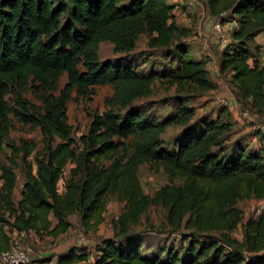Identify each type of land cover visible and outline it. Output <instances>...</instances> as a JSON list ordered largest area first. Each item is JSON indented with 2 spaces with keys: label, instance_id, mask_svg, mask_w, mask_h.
Instances as JSON below:
<instances>
[{
  "label": "trees",
  "instance_id": "trees-1",
  "mask_svg": "<svg viewBox=\"0 0 264 264\" xmlns=\"http://www.w3.org/2000/svg\"><path fill=\"white\" fill-rule=\"evenodd\" d=\"M167 1L0 0V150L6 146L12 153L9 164L0 162V254L9 249L16 230L34 238L57 239L70 231L74 216L85 230L94 229L104 222L102 214L112 192L126 203L117 221V239L105 241L92 262L78 247L51 259L58 264H264V210L244 223L241 243L232 237L243 221L239 202L264 201V148L256 151L241 141L228 146L230 124L207 120L190 125L195 113L187 106L158 122L134 107L135 100L151 94L155 74L135 71L133 56L100 60L102 43L110 42L116 52L132 55L140 37L147 35L165 56L183 62V73L175 79L212 90L205 63L190 59L189 46L175 41L179 29L172 21L174 6ZM204 1L220 22L239 23L232 31L233 44L222 54L221 71H231L241 98L263 114L264 65L250 44L264 33V0ZM64 74L68 82L56 96L52 92ZM102 85L116 86L113 100L126 112L96 114L80 139L83 150L78 154V141L68 123L71 93L76 90L88 98L94 87ZM27 87L44 92L40 106L21 96ZM14 93L17 99L11 106L7 97ZM11 117L40 128L43 155L36 153L32 161L35 143L9 140ZM170 124L185 129L173 148L160 138ZM130 137L138 138L132 154L125 144ZM56 140L59 143L54 145ZM16 157H21L24 176L18 202L14 200ZM70 163L77 166L70 170L60 194L58 184ZM144 163L162 167L170 178L185 180L184 186H165L150 200L138 180ZM154 203L168 211L170 227L194 231L179 248L143 252L140 234L132 227ZM211 232H220L221 237L207 234Z\"/></svg>",
  "mask_w": 264,
  "mask_h": 264
},
{
  "label": "rangeland",
  "instance_id": "rangeland-1",
  "mask_svg": "<svg viewBox=\"0 0 264 264\" xmlns=\"http://www.w3.org/2000/svg\"><path fill=\"white\" fill-rule=\"evenodd\" d=\"M194 1L191 5L190 2ZM174 9L171 13L172 21L178 27V37L176 42H184L189 46L188 57L195 61L204 62L206 69L209 71V79L214 84V88L204 91L185 79H175L173 76L183 73V62L170 55L165 56L160 47L152 45L149 36L142 35L137 43V48L132 55L116 52L114 45L110 42L102 43L100 46V60L102 62L118 59L120 57L133 56V68L135 71L143 74L155 75L152 77L150 85L151 94L134 101V107L141 108L147 115H152L158 122L167 120L169 116L177 115L182 106H187L194 110V117L190 123L193 125L197 122L214 121L228 123L232 126V132L229 137V144L241 141L242 145L247 143L249 148L259 151L264 148L261 140L264 131L259 130L257 126H264V113L258 114L251 109L250 103L241 98L237 84L233 81L230 70L221 71V61L223 53L229 44H233L232 33L228 43H222L220 37L215 34L213 25L220 21V18L210 14L204 0H168ZM229 20V15L224 16ZM264 43V33L260 34L250 44L253 55L262 59L258 46ZM254 59V58H253ZM250 60V65L254 60ZM68 79L64 74L58 81L56 89L52 92L58 96L64 89ZM94 94L88 98H82L73 90L71 100L68 103L69 125L73 128V138L78 141V154L83 150V144L80 142L82 136H85L90 128V124L96 114H103L110 110L124 114L126 110L113 100L116 93L115 85H102L93 88ZM44 92L36 93L30 87L21 94V96L38 106L42 103ZM48 94V92L46 93ZM232 101L231 107H224L217 101V97ZM17 99L16 93L7 97V101L14 106ZM249 111L251 122L240 118L239 111ZM12 118V129L9 134V140L20 143L21 140L33 142L36 145V151L31 157L34 161L35 154H44V138L39 127H31L20 124L14 117ZM189 127V126H188ZM184 126L170 124L166 126L161 133L163 145L173 148L176 140L184 131ZM258 134V137H255ZM262 136V137H263ZM138 138L130 137L125 140L129 154L134 152L135 144ZM59 141H55L57 145ZM122 155V154H121ZM264 155V152H263ZM12 157L11 151L4 146L0 150V162L9 164L8 160ZM17 166L14 167L18 176V186L15 191L14 200L18 202L21 199L22 184L24 182L21 157H16ZM108 165V163H104ZM77 164L70 163L65 169L64 176L60 181V188L64 187L70 177V170ZM139 185L145 196L150 200L157 198L159 191L165 186L179 187L184 186L185 180L180 178H170L164 169L153 163H144L139 167L138 173ZM256 199H246L237 205L242 212L243 221L239 227L232 233L233 239L239 243L242 242L244 223L256 215ZM126 203L117 193H109L106 199L102 218L103 223L92 230H85L77 216L71 218L73 223L70 231L61 236L60 239L45 238L39 239L33 236L27 237V242L32 248L31 259L44 260L52 255L56 256L60 242L72 241L69 247H78L91 256V262L98 255V249L107 240H116L120 234L117 221L119 216L125 212ZM168 211L159 204H150L145 213H143L138 223L134 224V232L139 233L143 252L153 254L165 246H174L179 248L181 240L192 234L194 231L181 228L175 230L168 225ZM220 238V232L207 233ZM202 234V235H207ZM183 241V240H182ZM84 264V263H77Z\"/></svg>",
  "mask_w": 264,
  "mask_h": 264
},
{
  "label": "built area",
  "instance_id": "built-area-1",
  "mask_svg": "<svg viewBox=\"0 0 264 264\" xmlns=\"http://www.w3.org/2000/svg\"><path fill=\"white\" fill-rule=\"evenodd\" d=\"M191 5L194 1L190 2ZM239 28V23L236 20L222 23L220 21L214 23L213 29L215 34L220 37L222 43H228L231 33L234 29ZM261 57L264 58V43L260 46ZM217 101L224 107H231L232 101L221 96L217 97ZM240 118L245 121L251 122V115L249 111H239ZM259 130L264 131V126H257ZM62 180V179H61ZM60 180V181H61ZM60 184V182H59ZM58 184V192L63 194L65 186L60 188ZM264 210V201H258L256 215H259ZM28 234L26 232L14 231L11 235L10 247L8 250L0 254V264H58L52 260H35L31 259L32 248L27 242Z\"/></svg>",
  "mask_w": 264,
  "mask_h": 264
},
{
  "label": "crops",
  "instance_id": "crops-1",
  "mask_svg": "<svg viewBox=\"0 0 264 264\" xmlns=\"http://www.w3.org/2000/svg\"><path fill=\"white\" fill-rule=\"evenodd\" d=\"M259 51H260V55H261V50H260V48H259ZM262 59H264L263 57H262ZM264 65V64H263ZM263 144H264V142H263ZM58 239H60V238H57V240ZM72 244V241H70V242H67V241H62V242H60V245L58 246V248H56V249H58V252H56V254L55 255H59V254H62V253H65V252H67L70 248H73L72 246L71 247H69V245H71ZM50 257H46V258H44V260H47V259H49Z\"/></svg>",
  "mask_w": 264,
  "mask_h": 264
}]
</instances>
